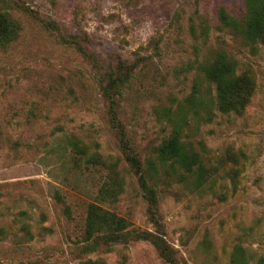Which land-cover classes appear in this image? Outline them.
I'll list each match as a JSON object with an SVG mask.
<instances>
[{"label":"rangeland","instance_id":"1","mask_svg":"<svg viewBox=\"0 0 264 264\" xmlns=\"http://www.w3.org/2000/svg\"><path fill=\"white\" fill-rule=\"evenodd\" d=\"M246 1L0 0L21 25L0 48V264H170L132 236L83 252L106 171L77 156L72 137L122 180L102 205L164 237L177 264L261 263L264 42L246 36ZM220 71L253 78L241 111L218 107ZM111 75L123 78L115 118L103 91ZM175 127L202 159L193 171L158 158ZM126 145L156 190L154 209Z\"/></svg>","mask_w":264,"mask_h":264},{"label":"trees","instance_id":"2","mask_svg":"<svg viewBox=\"0 0 264 264\" xmlns=\"http://www.w3.org/2000/svg\"><path fill=\"white\" fill-rule=\"evenodd\" d=\"M222 18L226 19V14H222ZM21 32L20 23L8 12L0 11V48H4L16 41ZM245 33L248 39L252 41L264 42V0H247L246 1V28ZM79 50L87 54L86 48L77 43ZM217 91V104L222 111H241L249 101L254 91V80L248 75L227 77L224 71L214 74ZM119 81V82H118ZM122 77L109 78V84L104 85L103 91L110 102L112 117H116L115 110V88H119ZM70 144L74 153L87 159V163L100 165L105 169L106 175L98 188L97 200L88 204L86 210L84 229L81 233V242H85L82 247L84 253H92L98 251L102 246H112L116 243L125 242L130 236L136 239L149 240L161 251L162 255L170 264H177L171 247L164 237L151 232L132 231L130 229L131 222L118 213L104 207L103 203H112L117 200V196L122 191V181L118 173L115 171L111 174L112 165L97 151L90 152L89 146L78 137H72ZM128 145L124 148L128 160L137 167L139 175V184L144 192L150 207L157 204V193L151 186L146 170L141 168L140 160L137 156L130 153ZM157 155L161 163L172 161L193 171L194 166L201 164L200 155L189 145L185 144L181 138V132L175 127L171 136L166 139L157 149ZM154 162L151 163L153 166ZM57 199L64 204V211L68 216L72 215L71 206L60 193ZM154 209V208H153ZM156 211L151 209V217L156 221ZM264 264V255L260 259ZM107 264L105 261H94L87 259L81 264Z\"/></svg>","mask_w":264,"mask_h":264}]
</instances>
